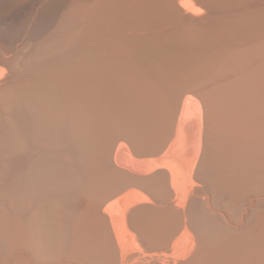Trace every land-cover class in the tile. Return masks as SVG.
Here are the masks:
<instances>
[{
    "label": "bare ground",
    "instance_id": "6f19581e",
    "mask_svg": "<svg viewBox=\"0 0 264 264\" xmlns=\"http://www.w3.org/2000/svg\"><path fill=\"white\" fill-rule=\"evenodd\" d=\"M0 264H264V0H0Z\"/></svg>",
    "mask_w": 264,
    "mask_h": 264
}]
</instances>
